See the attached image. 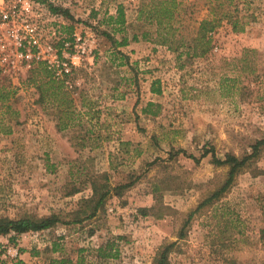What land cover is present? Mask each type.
Instances as JSON below:
<instances>
[{"label": "rangeland", "instance_id": "rangeland-1", "mask_svg": "<svg viewBox=\"0 0 264 264\" xmlns=\"http://www.w3.org/2000/svg\"><path fill=\"white\" fill-rule=\"evenodd\" d=\"M53 1L71 16L63 20L66 35L75 28L93 37V61L72 75L75 117L62 130L51 98L38 99L29 71L0 67V83L13 88L8 102L15 111L0 119L8 126L0 132V217L57 214L61 222L19 234L15 246L0 235V264H10L7 249L18 247L16 257L38 264L55 239L59 254L74 256L76 247L115 236L117 257L103 264H151L159 245L172 241L166 264H264V147L219 200L184 223L228 170L209 154L197 162L188 156L212 146L219 159L226 152L240 157L264 137V0L232 1L225 8L237 12L242 30L231 31L223 19L214 33L217 51L177 60L176 52L149 39H131L153 28L137 18L145 0ZM179 4L172 23L188 40L208 15V0ZM117 5L124 29L113 37L125 36L133 45L118 48L124 58L102 33L111 31L105 18ZM151 85L159 93L150 92ZM81 101L94 110L86 113ZM147 102L157 104L150 106L154 114L141 112ZM91 180L108 187L103 209L80 224L62 223L82 215Z\"/></svg>", "mask_w": 264, "mask_h": 264}, {"label": "trees", "instance_id": "trees-1", "mask_svg": "<svg viewBox=\"0 0 264 264\" xmlns=\"http://www.w3.org/2000/svg\"><path fill=\"white\" fill-rule=\"evenodd\" d=\"M232 1L234 0H208V15L198 21L194 34L191 35L188 40H183L176 32V28L172 23L173 17L179 9V0H145L141 3L140 8H138L137 18L142 17V20L147 23L151 22L153 28L142 30L140 34H132L131 39L135 40L139 35L142 39H149L154 44L162 45L166 47V49L177 53L176 60L181 54L184 55L185 59L203 57L211 51L213 45H216V38L210 36L208 33L216 31L221 20L226 19L230 23L231 31L238 32L242 30V27L237 25L240 19L237 12H235L234 9L229 10V8H225V6L230 5ZM47 7L51 13L61 15L65 19L71 18L65 8L50 3H47ZM105 23L110 25L111 31L108 32L103 30V35L109 41L110 47L114 50V54H118L120 58H124L125 55L119 51L118 48L127 44V38L125 36H121L119 39L113 37V33H120L124 29L122 26L124 23L123 12L120 6H116L114 15L106 16ZM35 71H40V75L42 76L33 78V76L35 77L36 75ZM28 73H30L28 75L30 78L27 77L28 81L31 79H35L36 81L35 85L38 99H44L46 96L51 98V106L54 107L56 112V128L62 130L68 127L75 117L74 113L76 108L70 90L65 88L60 80L53 79L41 65H37ZM152 83L154 84V81ZM149 91L156 94L159 93L158 87L152 85ZM12 93L13 88L11 86L0 83V119L3 118L4 114L7 115L8 113L12 114L15 112L8 102ZM80 106L87 108L86 113L94 110L93 107L89 105V102L81 101ZM150 106L155 107L157 104L147 102L141 112L144 114H154L155 111L152 112ZM7 131L8 126H5L4 123L0 121V132ZM262 147H264V137L254 141L250 146V152L240 157L226 152L223 154V159H219L215 156L212 146H202L199 157L197 158L189 155L188 157L194 162H197L198 158L209 154L214 164L227 165L228 170L218 187L208 192L191 210H189L184 223L186 224L194 213L211 206L215 201L219 200L232 185L235 176L248 167L250 162L258 156ZM100 178L105 180L104 175H101ZM103 183L97 184L95 180H91L92 193L86 200H82L84 206L80 211L82 215L75 216L72 220L62 223L73 225L80 224L83 220L93 217L98 211L102 210L108 193V187ZM121 188L122 186L118 187V185L114 187L116 196H119L117 190L119 191ZM139 212L144 213L145 208H139ZM77 213L78 211H76V214ZM57 222H61L57 214H49L40 217H19L15 219L0 217V235L6 236L7 241L15 246V240L19 234L27 231L49 229ZM259 232V239L264 242V229H261ZM176 237L179 239L183 237L182 227L178 231ZM116 238H119V236L108 238L95 247H76L73 250L74 256L59 254L61 250L60 247H58V241L55 239L50 243V247H44V251L48 252L49 250L50 254L45 255L38 264H103L106 259L117 257L118 249L117 244L114 242ZM173 245L174 241L159 245L152 258L151 264H166L167 254ZM3 248L4 247H2V249ZM1 251L4 252V250ZM21 251L20 248L16 247L17 254ZM54 252L58 253V255L51 254ZM87 254H90L89 258ZM10 264L27 263L19 257H12L10 258Z\"/></svg>", "mask_w": 264, "mask_h": 264}, {"label": "built area", "instance_id": "built-area-1", "mask_svg": "<svg viewBox=\"0 0 264 264\" xmlns=\"http://www.w3.org/2000/svg\"><path fill=\"white\" fill-rule=\"evenodd\" d=\"M53 0H0V67L11 73H25L41 65L65 88L72 89V75L93 61L94 39L80 30L62 29L65 18L51 13ZM215 31L208 33L214 37ZM213 45L211 51H217ZM16 257V249H7Z\"/></svg>", "mask_w": 264, "mask_h": 264}, {"label": "crops", "instance_id": "crops-1", "mask_svg": "<svg viewBox=\"0 0 264 264\" xmlns=\"http://www.w3.org/2000/svg\"><path fill=\"white\" fill-rule=\"evenodd\" d=\"M135 44V43H134ZM124 47H131V48H133V45L130 43V41L128 40V42H127V44L124 46ZM148 86H149V84H148Z\"/></svg>", "mask_w": 264, "mask_h": 264}]
</instances>
